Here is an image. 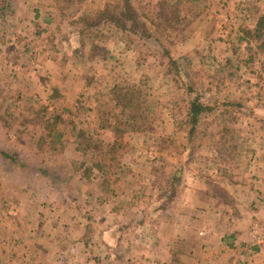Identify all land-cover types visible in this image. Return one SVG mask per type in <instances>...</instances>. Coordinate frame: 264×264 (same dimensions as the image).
<instances>
[{"label":"rangeland","instance_id":"obj_1","mask_svg":"<svg viewBox=\"0 0 264 264\" xmlns=\"http://www.w3.org/2000/svg\"><path fill=\"white\" fill-rule=\"evenodd\" d=\"M6 1L0 151L24 164L0 155V264L79 263L85 254L96 262L108 253L97 238L106 221L135 239L123 238L118 257L103 264H264L257 239H264V50L249 65L239 40L264 14V0H204L182 12L176 31L152 29L148 39L106 22L124 0ZM158 2L133 0L148 25ZM234 51L240 78L219 89L214 77ZM116 84L145 91L155 133L116 137L102 128L98 103ZM195 97L241 103L231 116L232 154L189 155ZM112 105L107 100L106 110ZM103 204L121 211L110 217L96 210ZM186 211L196 214L183 215L191 217L192 241L170 239V251L184 252L160 258L161 222ZM130 220L137 224L127 229ZM215 231L226 243L205 250L199 244ZM142 247L152 258L140 259Z\"/></svg>","mask_w":264,"mask_h":264},{"label":"trees","instance_id":"obj_2","mask_svg":"<svg viewBox=\"0 0 264 264\" xmlns=\"http://www.w3.org/2000/svg\"><path fill=\"white\" fill-rule=\"evenodd\" d=\"M204 0H159L156 3V12L150 25L140 19L137 7L133 0H124L121 10L106 20L122 31H130L139 34L143 38L154 37L155 32H174L183 25L185 17L182 12H189L194 7H199ZM7 1L0 0V17L5 20ZM180 28V27H179ZM154 29V31H152ZM240 42L245 44L247 64L253 65L258 61V51L264 50V14L258 15L255 25L246 28ZM238 52L234 51V57L228 58L216 72L214 81L216 87L221 89L228 80L240 78L238 66ZM176 63L173 62V65ZM177 65V64H176ZM259 68L264 71V62ZM180 75V72L177 71ZM188 93L193 92V83L186 85ZM108 98V99H107ZM108 104H113L111 110H106L107 100L99 101L98 114L101 126L104 130L112 132L116 137L119 135L141 134L149 136L157 131V123L152 118V107L145 91L139 85H114L108 93ZM219 103L212 100L209 104L200 101L198 97L190 101L188 125L190 137L189 155L195 154L196 150H225L232 154L236 149L237 139L235 128L231 125V116L234 108H240L241 103L235 99ZM199 141V143H198ZM121 145V144H120ZM114 159H117V150H112ZM0 155L14 163L21 162L17 157L0 151ZM120 168V165H117ZM140 223L142 221H139ZM232 239L233 236H230ZM228 239V238H227ZM229 247L233 246L230 242ZM257 250V249H256ZM184 251L177 249L172 252V258L181 255Z\"/></svg>","mask_w":264,"mask_h":264},{"label":"crops","instance_id":"obj_3","mask_svg":"<svg viewBox=\"0 0 264 264\" xmlns=\"http://www.w3.org/2000/svg\"><path fill=\"white\" fill-rule=\"evenodd\" d=\"M97 211H102V212H106V215L108 216H118L119 212L121 211L120 208H118L116 205L114 204H110V205H106L103 204L102 206H97L96 208ZM183 215H196L193 211H189V212H184V214L182 215H177L176 219H167V221L161 222L160 224V228H161V233L159 238L160 241L158 243H161L162 245V254L160 255V258L165 257L167 260H170V257L172 258V251H170V239H186L187 241H192V237H193V227L192 224L190 223L189 220L191 219V217H185ZM143 215H142V219H143ZM103 218H108L107 216L103 217ZM134 220V219H133ZM106 221V220H104ZM102 223V221H101ZM134 223H136V221H128L127 225V229H129L128 227H130V225L128 224H132L134 227ZM139 225H141L142 223H138ZM101 225H105L101 227L102 232L98 233L97 238L98 240H100V245L106 244L108 245V253L106 252H102L100 254L99 257H96V262H91V259L87 258V254L84 255V257H82L83 259L80 260L79 263L75 262L72 263V261L70 262H65L64 264H103L105 258L107 261H112L113 259L118 257V252H119V245L121 242H123V238H127L128 237V241L129 240H133V238H130L129 235H126L123 232L124 227H121V225H118V223H107L103 222ZM126 228V227H125ZM240 228V227H239ZM218 229L220 230L219 232L222 231V227L218 226ZM217 231H215V233L211 234L207 232V239L206 241H203L204 243L199 244L196 243L197 246L202 245V248H204L205 250L208 249H212V247L216 248V244H218L220 246V244H225L226 242V237L225 235L222 236L217 235L216 234ZM86 239V236L83 235V237L80 239V243L84 244V248L86 249V251H89L90 247V242H88V239ZM135 239V238H134ZM259 243H261L262 241H264L263 237L261 238H257ZM85 240V241H84ZM135 241V240H134ZM183 241V240H182ZM71 250L73 251V247H71ZM141 255H140V259H144L143 261L147 260L148 258H152L149 255V251L144 247L141 248ZM159 251L156 252V254H158ZM105 253V254H104ZM154 255V252H151ZM152 255V256H153ZM135 256V255H132ZM135 258L137 259V257H132L131 260ZM157 258V257H156ZM141 261V260H140ZM133 262V261H131ZM57 264H63L62 262H58Z\"/></svg>","mask_w":264,"mask_h":264}]
</instances>
